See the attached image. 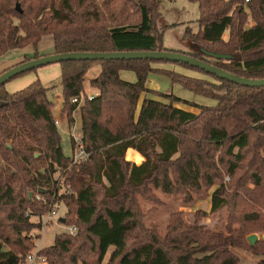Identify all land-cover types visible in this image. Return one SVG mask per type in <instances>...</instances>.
Instances as JSON below:
<instances>
[{"label":"trees","instance_id":"trees-1","mask_svg":"<svg viewBox=\"0 0 264 264\" xmlns=\"http://www.w3.org/2000/svg\"><path fill=\"white\" fill-rule=\"evenodd\" d=\"M193 1L199 7V31L188 27L184 49L173 52L246 79H264V0ZM158 5V0H0V58L37 48L46 36L53 37V54L172 51L163 46L168 26H158ZM205 51L231 58L214 59ZM43 56L36 52L16 65ZM58 64L61 116L72 123L79 111L89 159L79 168L64 154L54 103L40 80L14 93L7 84L0 87V264L26 259L41 236L33 233L41 229L33 218L47 213L56 198L66 206L65 224L77 232L57 234L40 250L48 264H239L232 247L264 254V240L251 246L246 238L264 231V87L237 85L163 60ZM95 66L101 72L90 87L99 94L89 99L85 80ZM124 71L134 73L136 81L124 80ZM151 74L216 105L188 111L178 104L191 103L174 93L148 88ZM82 97L83 103L73 102ZM76 147L72 139L73 151ZM129 149L144 161H128ZM58 172L71 194L58 197L60 187L53 180ZM40 189L46 192L39 194ZM155 189L183 196L186 204L212 189L210 211L198 212L194 224L172 214L161 236L146 228L140 206V199L160 202ZM225 211L224 230L198 225L199 218Z\"/></svg>","mask_w":264,"mask_h":264},{"label":"rangeland","instance_id":"rangeland-1","mask_svg":"<svg viewBox=\"0 0 264 264\" xmlns=\"http://www.w3.org/2000/svg\"><path fill=\"white\" fill-rule=\"evenodd\" d=\"M158 2V10L161 14V18L158 21V26L159 28L163 29L164 27L168 26L167 28H165L163 35L164 48L172 51L184 49L182 39L184 37L186 29L188 27H191L194 32L199 31L198 19L200 17V13L198 4L193 0H158ZM36 52H39V54L41 55H51L54 52L53 37H44L37 48L29 47L28 49L24 50H13L2 56L0 58V73L3 72L1 70H5L15 66L18 62L22 61L25 56H35ZM176 70L187 75H193L192 73L187 72L183 69L178 68ZM100 72V66H95L87 74L85 83L87 92L95 93V90H93L89 86L88 81L96 78L100 74ZM122 78L130 82L136 81L135 74L129 71L122 72ZM36 80H40L41 83L48 89V97L54 103L53 113L56 121L59 122V125L57 127L62 138L63 152L67 157H73L75 150L73 151L72 149V139L74 140L75 137H77L78 139L82 138V122L79 111H76L74 113V122L72 123H70L66 117L63 118L61 116L63 105L61 66L58 63H53L40 67L35 72H29L24 76L8 82L6 85V89L10 93H14L28 87ZM147 87L150 89L159 90L160 92L165 94L174 93L177 97L191 103L178 104V106L191 112L198 113V107L201 106L216 105L215 100L199 96L192 91L182 87L180 84L172 83V81L168 77L163 75L151 74L147 82ZM153 98L163 101V98ZM83 102L84 98L82 103ZM141 103L142 100L139 103V107L142 105ZM140 108L138 109V111L140 110ZM126 159L130 162H133L129 160V156H127V154ZM84 164L86 163L78 164V167L81 168ZM53 180L58 181L57 185L58 187H60L58 197L60 195H63L64 193H72V190L65 185L64 178L60 176L59 172L53 175ZM226 181H228L227 178ZM153 194L158 198L160 202L155 203L152 201L140 199V206L145 215L144 223L146 228L156 229L161 236L167 234L172 214L180 213L182 214L186 223L194 224L196 222V214L198 212L206 211L208 213L210 211L212 189H210L206 193V195H204V197L198 200L196 199L194 203L190 204H186L183 196L180 195H167L156 189L154 190ZM40 201H43V199ZM49 206L50 208L47 213H44L40 217H34L33 221L42 222L43 217L54 209L57 210L59 217L65 218L67 209L62 201H60L58 198L52 199V202L49 204ZM227 216L228 214L225 211L219 215H209L205 218H199L198 225L215 230H224ZM69 227L72 226L62 222H55L50 227L44 228L43 223H41V229L33 231L35 235L40 234L41 236L40 238L36 239L35 248L31 252L37 251L38 249L41 250L52 245L55 236L57 234L67 232ZM251 235L257 236V243L260 242V240H264V231L248 234L246 236L247 240ZM231 250L235 255L238 256L240 260L239 264H259L261 261H264V254H256L248 248L232 247Z\"/></svg>","mask_w":264,"mask_h":264},{"label":"water","instance_id":"water-1","mask_svg":"<svg viewBox=\"0 0 264 264\" xmlns=\"http://www.w3.org/2000/svg\"><path fill=\"white\" fill-rule=\"evenodd\" d=\"M207 56L214 59L226 60L230 59L231 56L227 54H217L213 52L205 51ZM110 60H155V61H171L177 63H183L190 65L192 67L201 69L209 74L215 75L216 77L235 83L237 85H242L252 88H262L264 87V79H246L237 75H234L228 71L220 69L214 65H211L202 60L196 59L186 54L173 51H124V52H72V53H62V54H51L43 56L37 59H33L19 65H16L3 74L0 75V87L7 84L10 80L17 77L25 72L38 69L40 67L53 64L62 63L66 61H110ZM46 192L40 189L38 193L42 194ZM30 198L32 199V193H30ZM62 223H66V218H61ZM258 241L256 235H251L248 237V242L251 246H255Z\"/></svg>","mask_w":264,"mask_h":264},{"label":"built area","instance_id":"built-area-1","mask_svg":"<svg viewBox=\"0 0 264 264\" xmlns=\"http://www.w3.org/2000/svg\"><path fill=\"white\" fill-rule=\"evenodd\" d=\"M249 1L250 0H246V2H249ZM88 98L92 99L93 97H88ZM82 101H83V97L80 100L78 99L73 100L74 103H78V102L82 103ZM56 125L57 126L59 125L58 121H56ZM74 140L77 144V147L72 157L73 163L81 164V163L88 162L89 155L85 152L81 139H78L77 137H75ZM37 200L39 201L42 200L41 195L39 194L37 195ZM61 218L62 217H59L57 210L54 209V210H51L46 216H44L42 222L41 221L40 222L43 223L44 228H47L53 225L55 222L57 223L61 222ZM67 232L74 235L77 232V229L75 226H72L68 228ZM39 252H40V249L29 253L26 259L21 264H48L46 257L41 255Z\"/></svg>","mask_w":264,"mask_h":264},{"label":"crops","instance_id":"crops-1","mask_svg":"<svg viewBox=\"0 0 264 264\" xmlns=\"http://www.w3.org/2000/svg\"><path fill=\"white\" fill-rule=\"evenodd\" d=\"M54 53V52H53ZM52 53V54H53ZM34 56H25V58L24 59H31V58H33ZM23 59V60H24ZM22 60V61H23ZM22 61H20V62H22ZM20 62H18V63H20ZM13 65V64H12ZM101 68V67H100ZM1 71H3V70H1ZM89 73V72H88ZM87 76V75H86ZM92 80V79H91ZM91 80H89L88 81V84H89V86H90V81ZM85 83H86V80H85ZM93 90H95V93L94 92H87V90H86V84H85V90H86V93H87V95L89 96V97H94V96H97L98 94H99V91L97 90V89H94V88H92ZM143 99H144V96L142 97V102H143ZM142 104V103H141ZM142 106V105H141ZM140 106V107H141ZM139 107V108H140ZM127 156H129V160H131V161H133V162H135L137 165H139V164H141L142 162H143V157L139 154V153H137L135 150H133V149H129L128 150V152H127Z\"/></svg>","mask_w":264,"mask_h":264}]
</instances>
